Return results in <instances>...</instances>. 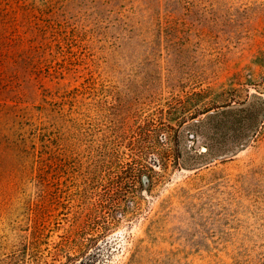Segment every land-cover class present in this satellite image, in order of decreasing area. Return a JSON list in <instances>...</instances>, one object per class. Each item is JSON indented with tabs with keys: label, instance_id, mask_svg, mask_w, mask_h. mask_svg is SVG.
<instances>
[{
	"label": "rangeland",
	"instance_id": "obj_1",
	"mask_svg": "<svg viewBox=\"0 0 264 264\" xmlns=\"http://www.w3.org/2000/svg\"><path fill=\"white\" fill-rule=\"evenodd\" d=\"M10 1L0 264H264V132L213 109L159 130L174 96L238 80L264 130V0ZM122 169L143 175L120 200Z\"/></svg>",
	"mask_w": 264,
	"mask_h": 264
},
{
	"label": "trees",
	"instance_id": "obj_2",
	"mask_svg": "<svg viewBox=\"0 0 264 264\" xmlns=\"http://www.w3.org/2000/svg\"><path fill=\"white\" fill-rule=\"evenodd\" d=\"M0 4H2V8L6 7L7 9V6L11 5V1L0 0ZM10 14L11 13L9 9H7L5 13H0L2 37L7 42L28 39L27 30L21 29V31L18 32L17 28L12 25L10 21L11 19H8ZM236 83L237 84H232L229 87L223 88L216 95L212 96L209 101L203 103L201 107L196 106L192 110L189 109L187 100H189L191 97L195 102L199 100V98L206 92H202V90H195L189 96H187V98L182 96H174V105H170L169 109L167 110L170 122H162L159 130L161 132L169 133L170 139H172V141H176L177 138L175 137H178L180 127L186 122V118H194L198 116L195 114L199 111L201 113H205L213 109L215 112L213 113V121L211 123L213 128L218 132H231L235 135H244L247 132H252L255 135H259L261 132H264V130H262V126L259 124V111L262 108V105L258 101L256 102L255 100H251L249 93L243 95V82L238 80ZM256 84L264 86V69L260 73V79ZM201 101H203V99ZM172 120L175 122L171 123ZM158 154L162 160V163H160L161 167H166L165 157L162 156L161 153ZM142 171L143 169H140L138 173H132V171L128 172L122 169L119 173H117V187L115 192L118 199L122 200L126 195H128V193H130V188L132 185L126 186V184L128 182L136 183L135 181L139 180L137 179V176L143 175ZM131 174H133V176H131Z\"/></svg>",
	"mask_w": 264,
	"mask_h": 264
}]
</instances>
